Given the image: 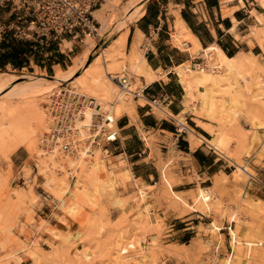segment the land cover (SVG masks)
Instances as JSON below:
<instances>
[{"label": "bare ground", "instance_id": "bare-ground-1", "mask_svg": "<svg viewBox=\"0 0 264 264\" xmlns=\"http://www.w3.org/2000/svg\"><path fill=\"white\" fill-rule=\"evenodd\" d=\"M143 2L145 0L126 1L120 14L114 17L113 24L120 28L118 33L105 48L99 46L98 53L81 71H77L78 65H74L71 70L69 69L70 71L57 72L47 79L0 71V150L8 148L15 151L23 147L27 154V158L23 161L24 177L27 180L33 174L31 180L26 181L25 187H12L10 179L12 176L0 174V250L3 251L0 264H24L22 254L28 249L32 252L36 250L39 235L34 240L35 233L28 238V241L18 240L14 246L10 242L12 237L24 228L19 216L25 214L32 217L33 204L37 200V195L33 191L35 186L32 184L37 185L39 180L44 181L45 188L50 190L54 205L66 212L73 221L70 223L67 217L66 221L62 218V224L58 226L60 228H54L53 236L59 237L62 241L56 239L53 244L62 242L67 247L72 246L86 231L83 222L80 224L84 227L80 228V225L74 221L83 214L82 209L85 204L91 203L92 196L87 191V187L92 188V195L97 201L99 191L104 188L111 189L114 179L121 175L126 183L134 188L135 195L131 202L143 204L148 195L149 186L134 176L128 165L125 163L118 165L107 149L100 144L102 137L108 143L109 134L117 135L109 133L115 128L116 119L124 113L132 112L135 88L140 84L139 76H145L146 84L163 76L162 72L156 73L147 66L142 51H136V48H131L129 53L124 51L127 29L120 30L131 19L141 14ZM260 3L264 6V0H260ZM105 5L114 10L118 8L117 0H105ZM98 7L91 10V15L101 24L99 27L96 26V31L101 29L104 32L109 24L107 19L97 14ZM255 32L262 34V29H256ZM92 35L94 34L86 33L81 39L84 45L82 53L84 57L87 56L86 58L98 48L94 41H91ZM71 44L72 40L64 39L60 43L61 51L71 50ZM189 46L190 51H195L194 44L191 43ZM261 49L263 51L261 55L253 54L250 50H240L234 56L226 57L217 46L209 45L205 50L202 49L201 63L192 67L191 62H186L173 68L184 86L185 102L189 105L188 112L195 116L198 126L200 125L210 135L208 139L201 137L187 126L183 113L173 117L160 105L158 107L163 112L156 109L157 105L153 109L156 114L171 115L177 125L187 129L190 148H196L200 141H205L216 155L228 160L233 167L231 174L234 178L244 176L254 179L244 161L232 158L230 150L232 146H238L242 141V134L239 135L238 130L248 131L249 122L253 118L264 116V47ZM84 61L83 58L80 64ZM131 79L135 82H131L133 81ZM39 84L44 86V90L51 85L55 87L65 85V91L73 96L69 101L59 103L61 105L59 108L62 110L60 114L65 116L63 119L58 117V110L56 111L53 106L60 91L51 89L44 93L38 87L36 89L35 86ZM5 93L14 97L13 102L3 100ZM20 95L24 98L19 97ZM39 95L43 96L38 98ZM42 104H48L49 107L45 108ZM32 118L35 119V123H32ZM234 125H237V129H232ZM258 129L264 131V124L260 123ZM253 137H258L257 132ZM170 144H173L172 141ZM195 178L199 182L200 177ZM219 178L225 181L228 177L221 172ZM196 187L195 202L207 212L208 206L213 204L215 199L213 190L210 186L203 188L197 184ZM245 197L249 198V196ZM241 199L243 204L251 205L247 199ZM119 206L123 208V203L120 202ZM152 211L149 205L143 204L141 207V215L146 227H153L157 223V217ZM48 223L44 222V224ZM242 223H245L244 220L236 217L235 224L239 226ZM37 225L31 223L29 226L34 228ZM96 225L99 227V232L106 229L104 221ZM213 228V225H210L209 230ZM204 229L208 228L204 227ZM229 237L230 245L234 250L246 243L240 240L235 230L230 229ZM122 239L123 234L119 235L116 242L119 254V257L114 256L116 262L131 261L134 264H146L149 259L146 248L152 249L155 243L146 244L147 239L144 237L134 238L136 240L132 242L127 239L128 243H124ZM141 242H144V246ZM205 243L208 244V241ZM248 243L247 240L246 244ZM133 244L137 249L128 254L131 250H128V247ZM255 245L261 248L264 246V241L258 240ZM232 255L238 264H245L246 260L241 261L238 254L232 253ZM224 264H229V260H225Z\"/></svg>", "mask_w": 264, "mask_h": 264}, {"label": "rangeland", "instance_id": "rangeland-1", "mask_svg": "<svg viewBox=\"0 0 264 264\" xmlns=\"http://www.w3.org/2000/svg\"><path fill=\"white\" fill-rule=\"evenodd\" d=\"M126 1L127 0H117L118 8L116 10L105 5V0L102 5L97 8V14L107 19L109 25L106 30L107 32H102L101 29H97L94 35H92V39L88 38L94 41L95 46L98 47L88 58H86L87 56L84 57L82 53L84 50V45L81 41V39L84 38L83 34L75 39L62 35L60 39L50 40L42 45L35 43L29 44L28 41L11 38L8 34L0 41V57L5 54V57L10 58L14 65L1 67L0 71H5L10 74L30 75L41 79L50 78L57 72H68L74 65H78L77 71H81L87 67L89 62L95 57V54L98 53V50H100L99 46L105 48L118 33L120 28L115 27L113 21L114 17L120 14V10L122 6L125 5ZM0 20H10L7 12L0 10ZM100 25L101 24L97 21L96 26L99 27ZM64 39L67 41L72 40L71 50H67L66 52L60 49V43H62ZM11 44H13V46ZM29 45L31 46L29 47ZM38 46H42V48H38ZM14 48L17 49V53L12 54ZM50 51L51 55L49 54ZM24 52L26 55L23 54ZM53 56H61L65 58L66 62L62 67L57 65L54 66L53 69L48 68L47 71L35 65L37 64L41 67H43V65L48 66ZM83 58L85 61L80 64ZM17 62H21L23 66L30 64L31 67L19 68ZM64 86L65 85L55 87L51 85V87L46 90H44V86L41 84L35 86L36 89L39 88L44 93H47V91L49 92L51 89H53V91H60L58 93L60 95L57 97L55 103L52 104L56 111L58 110V117L62 119L65 116L60 114L62 112L61 108H59L61 107L60 104L69 101V98L73 97L65 91ZM6 93L3 96V100L13 102L14 97L6 95ZM42 96L43 95H39L37 97L39 98ZM19 97L24 98V96L21 95ZM63 97L65 99H63ZM73 100L75 101V99ZM48 104L42 105L48 108ZM32 119V123H35V119ZM98 121H100V119H98ZM260 123L264 124V116L253 118L249 122L250 127L248 131L238 130L239 135L242 134V141H240L241 143H239L238 146H232L230 150L232 158L244 161V164L248 167V171L253 175L254 179H249L244 176L234 178L231 174L233 167L226 159H224L227 164L225 174H227L228 178L225 181H221L219 178L221 172L212 177L213 184L210 187L213 190L215 199L213 204L208 206V211L212 207L215 216L220 218V220L227 221L228 226L223 230L226 231L225 235L221 233L218 234V226L214 221V223H210L206 226H199L195 236L188 244L176 243L175 239H178V237L169 234L171 232L170 227L167 225V222H165V217L168 216V213L174 212L176 215L181 216L192 208L203 210L198 207L195 202L194 194L197 187L194 190L188 191V196L192 201V205L189 206L186 203L185 196L182 197L179 194L176 195L170 192L169 182L165 180H161L163 184L159 182L154 187L147 189V192L149 190V194L145 197L143 204L151 207L153 215L157 217V223L153 227H146L144 219H142L143 216L141 215V207L143 204L131 202L135 195L134 188L132 185L126 183L121 175H118L114 179L111 189L104 188L99 191L97 201H95V196L92 195V188H86L92 196V198H90L91 203L85 204L82 209V211H84L82 212L83 214L80 218L78 216L77 221H74L80 225V228L86 226L84 228L86 231L69 247L62 244V242L54 245L53 241L56 239L58 241L60 238L54 237L53 233L55 227L60 228L58 226L62 224V218H64L65 221L67 218L70 219L68 220L70 223L73 221L67 216L66 212L59 210L51 201L50 190L45 188L44 181L39 180L37 185L33 183L32 185L35 186L33 191H35L37 195V200L33 204L35 212H32V217H28L25 214L19 216L21 223L24 224V228L21 232L17 233L16 236L12 237L10 244L14 246L18 240L28 241V238L34 233L33 237H35V240L37 235H39L36 250L32 252L28 249L22 254V260H25L24 264H134L131 261H121L118 263L114 258V256L119 257L116 249V242L121 234H123V239L125 241L123 239L122 241L124 243H128L129 239V242H132L139 237L147 239L146 244L149 242L155 243L152 249L146 248L147 255L149 256L146 264H224L225 260H229V264H238L232 253L238 254L241 261L245 259L247 262H245V264H264V246L257 248L255 245L258 240L264 241V131H262V133L260 129H258ZM178 128L181 129L180 126H178ZM232 129H237V125L232 126ZM114 130L115 128L109 131V133H112ZM255 132L258 134L257 138L253 137ZM170 142L171 141H169V154L172 153L173 147ZM100 144L107 149L109 155L118 165H124L125 163L130 167L126 161L127 159L124 158L125 156H115L117 154L107 148L104 137L100 140ZM15 151L17 152L13 154ZM15 151H11L8 148L0 150V174L12 176V178H10L12 187H25L26 181H30L33 174L26 180L23 174V161L27 158L26 151L23 147ZM16 156L19 158L17 159ZM166 174L165 172V178L167 176ZM193 175L195 174H192L191 177L189 176L188 179L194 178ZM194 179L196 180V178ZM200 181L201 180H199V182ZM216 192L217 196L215 194ZM245 196H249V198ZM241 198L247 199L251 205L243 204ZM120 202L123 203V208L119 206ZM87 216L89 217L87 218ZM236 217L244 220L245 223L239 226L236 225ZM89 219L91 220L89 221ZM93 219L94 221H92ZM45 221L49 223L44 224ZM103 221L104 228L106 226V229L99 232V227L96 224L98 222L102 224ZM31 223H37L40 226L38 227L37 225L31 228V226H29ZM210 225H213L214 228L212 230L214 231L209 230ZM204 227L208 229H204ZM230 229L237 231L240 240L246 243L248 240L249 243L241 244L238 249H232L229 241ZM60 241H62V239H60ZM205 241H208V244L205 243ZM141 243L142 246H144V242ZM130 246L131 247H128L129 249L127 248L128 250L131 249L128 251V254L137 249L135 244ZM132 247L134 249H132ZM0 251V258H3V251Z\"/></svg>", "mask_w": 264, "mask_h": 264}, {"label": "crops", "instance_id": "crops-1", "mask_svg": "<svg viewBox=\"0 0 264 264\" xmlns=\"http://www.w3.org/2000/svg\"><path fill=\"white\" fill-rule=\"evenodd\" d=\"M141 8V14L120 30L127 29L124 51L129 53L131 48L142 51L147 66L156 73L162 72L163 76L148 84L144 75L139 76L140 84L136 85L133 96V113H124L116 119L112 133L116 132L117 138L106 145L117 154L115 156H125L134 176L143 184L152 188L162 183L161 180L168 181L170 192L185 196L186 203L191 206L188 191L194 190L197 184L201 187L212 186V177L220 172L226 173L227 164L205 141L196 148H190L187 129L178 128L173 117L183 113L190 129L203 138L210 137L205 129L198 126L195 116L188 112L184 86L173 68L186 62H191L192 67L201 63L200 54L209 45L217 46L226 57H229L228 54L232 57L240 50L263 54L264 6L260 0H145ZM256 29H262V34L256 33ZM186 38L188 40H184ZM191 43L195 45L193 52L189 50ZM23 54L26 55L25 52ZM9 60L0 57V66L14 65ZM65 62V58L53 56L48 66L35 65L47 71L57 65L62 67ZM162 98L165 99L163 104L158 103L157 107H164L173 117L165 111L166 115L162 116L153 110L156 104L151 100ZM160 107L156 109L160 110ZM169 141L173 143L171 154ZM192 174H195L194 178L200 177L201 181L188 179ZM215 194L217 196V192ZM214 216L212 207L208 212L192 208L181 216L169 212L165 222L170 227L169 234L178 237L175 242L185 245L195 236L199 226L214 221L218 234L225 235L226 231L223 230L228 226L227 221Z\"/></svg>", "mask_w": 264, "mask_h": 264}, {"label": "built area", "instance_id": "built-area-1", "mask_svg": "<svg viewBox=\"0 0 264 264\" xmlns=\"http://www.w3.org/2000/svg\"><path fill=\"white\" fill-rule=\"evenodd\" d=\"M104 0H0V10L10 20H0V41L4 36L42 45L65 35L73 39L81 34H94L96 21L91 10ZM30 47V46H29ZM152 99V103L164 102ZM179 131V130H178ZM117 135L109 134L107 142H114Z\"/></svg>", "mask_w": 264, "mask_h": 264}, {"label": "trees", "instance_id": "trees-1", "mask_svg": "<svg viewBox=\"0 0 264 264\" xmlns=\"http://www.w3.org/2000/svg\"><path fill=\"white\" fill-rule=\"evenodd\" d=\"M15 53H17V49H14L13 50V53L12 54H15ZM228 56H231V54H228ZM4 60H7V59H10V58H6L5 56H1ZM11 60H9V62H10ZM17 65H19V66H22V64H21V62H17ZM2 66H0V68H1ZM206 136H207V134H205Z\"/></svg>", "mask_w": 264, "mask_h": 264}]
</instances>
